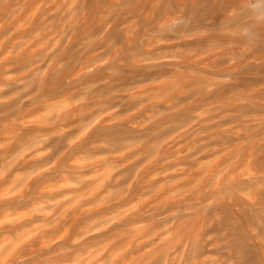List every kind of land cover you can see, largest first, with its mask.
Here are the masks:
<instances>
[{
    "label": "rangeland",
    "instance_id": "obj_1",
    "mask_svg": "<svg viewBox=\"0 0 264 264\" xmlns=\"http://www.w3.org/2000/svg\"><path fill=\"white\" fill-rule=\"evenodd\" d=\"M0 264H264V0H0Z\"/></svg>",
    "mask_w": 264,
    "mask_h": 264
},
{
    "label": "bare ground",
    "instance_id": "obj_2",
    "mask_svg": "<svg viewBox=\"0 0 264 264\" xmlns=\"http://www.w3.org/2000/svg\"><path fill=\"white\" fill-rule=\"evenodd\" d=\"M85 234V233H84ZM81 236V235H80ZM25 245V244H24Z\"/></svg>",
    "mask_w": 264,
    "mask_h": 264
}]
</instances>
